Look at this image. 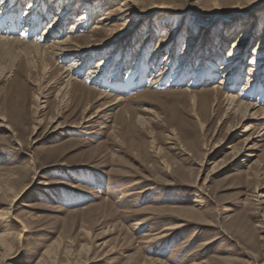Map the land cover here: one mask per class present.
I'll use <instances>...</instances> for the list:
<instances>
[{
    "label": "rangeland",
    "instance_id": "obj_1",
    "mask_svg": "<svg viewBox=\"0 0 264 264\" xmlns=\"http://www.w3.org/2000/svg\"><path fill=\"white\" fill-rule=\"evenodd\" d=\"M22 1L0 0V29L23 36L38 21L32 42L62 5L48 14L53 0ZM158 1L144 0L124 25L114 18L118 0L103 3L80 32L65 34L86 42L101 14L112 17L95 38L114 42L79 76L72 70L87 81L100 62L102 76L86 82L89 90L78 83L59 91L70 59L57 66L48 57L46 70L39 61L31 70L15 46L0 56V116L9 126L0 127V264L44 257L48 264H264L263 120L242 122L225 100L232 91L264 109V62L253 82L247 75L251 60L263 57L264 0H174V12L144 14ZM235 1L252 7L243 16L225 13ZM245 28L250 33L233 49ZM190 29L198 37L183 57ZM163 37L172 41L155 52ZM102 90L125 99L81 124L88 100L89 115L113 99L96 102Z\"/></svg>",
    "mask_w": 264,
    "mask_h": 264
},
{
    "label": "bare ground",
    "instance_id": "obj_2",
    "mask_svg": "<svg viewBox=\"0 0 264 264\" xmlns=\"http://www.w3.org/2000/svg\"><path fill=\"white\" fill-rule=\"evenodd\" d=\"M93 1L96 2L97 5H99L98 8L95 7V9H94V7H92V2ZM143 1L144 0H118V3L116 5V7L114 8V10L116 11L114 13L115 14L114 18L116 17L117 19L116 18L115 19L118 22L119 21L122 22L121 23L122 25H124L127 22H130V20L135 19L142 12V10L139 8V6H140V4ZM21 2L23 3L22 0L21 1L19 0V4ZM103 3H105L104 5L114 4V0H53L52 3H50V6L48 5V9H49L48 14H51V12L54 11V8L57 7L58 5L61 4L62 6L55 13V15H54V17L52 19V22L48 23L46 25L47 28L43 31V34L40 37H38L37 39H33L32 42L29 41V39H30L29 37H31L33 32H35V30L37 29L38 21L37 22L34 21V23L30 22L31 28L33 27V30L30 31L31 33L26 32V34L23 35V36H21L20 34L18 36H14L17 33L13 34V33H11V31L9 29H3V28L0 29V56L11 55L9 53V50L12 49L13 46H15L19 50V53L23 54L25 56L26 65L31 70L36 67V63H38V61L41 63V66H42L43 70H46L47 69L46 68L47 67V63L45 62V60L48 57L50 59H53L54 60L53 62H55V64L57 66L58 65L62 66L63 65L62 63L65 62L66 59H70V62L68 63V66H66V67L63 66L62 67L63 70H62L61 77H62L63 84H62V86H60L59 91L68 90V89H70L73 86H77L78 87L79 84H81V86H83L85 89L89 90L88 88H92V87L86 86V82L89 81L90 78L94 79V78L102 76V73H101V71L99 69V67L102 66V65H100V62L98 61L94 66H92V67H90L88 69L89 71H87V74H88L87 81H86L85 77H84V79H85L84 81L83 80H78V78H76V76H73L72 70L74 71V68H75L77 70V73H78V76H79L81 74V71L84 70V67L86 65H90V63H91V59L90 58H94L95 57L97 59H100L102 57V55L104 54V52L107 50V48H109V45H111L112 42H114L113 39H111L110 35L107 36V37L104 36V38H99V39L95 38V35L99 34L100 31H103L102 30L103 25H105V26H109L110 25V23L112 22V20H111L112 17L108 16L109 13H107L106 15L101 14L98 17V19H97V25H95L92 28L93 29V33H89V35L83 37L84 41L87 40L86 42L79 43L78 41H76V39L73 36H71V35L65 36V34L66 33H68V34L74 33L75 31H79L80 32L81 24L82 23H85V24L87 23L88 24V17H89L90 14L91 15L93 14L91 12L92 11L93 12L94 11L100 12V10H102V4ZM157 3L158 4H153V5L148 6L147 9H146L148 11H146L144 14H149V12H151L153 10H156V9L168 10L170 12H174L176 10V6H174V3H175L174 0H160ZM36 4H37V2H36ZM76 4L78 5L77 8L83 9L81 11V13H79L77 11V9L75 8ZM30 6H32V5H30ZM212 6L213 7H217L215 2H213ZM234 6L237 7V8H234V9H232L230 11H226L225 13H230L231 15L242 14V16H243V14L246 13L247 9H250V7H252V4L248 5L245 8H240L239 3L237 1H235L234 2ZM5 11H6V9H5ZM74 12L75 13L76 12L79 13L77 15V19L71 23V25H72L71 26V30H68V32L64 31V26H65L64 23H66V21L70 20L71 16L75 14ZM25 13H26V11H25ZM29 13H30V11H29ZM13 15H15V14H13ZM15 16H17V15H15ZM29 21H31V20H29ZM16 22H17V20H16ZM4 24H5V21H4ZM15 28L17 29V27H15ZM18 28H20V27H18ZM28 28H30V27H28ZM198 28H199V26H198ZM104 30H105V32L108 31V34H111V33L115 32V28H113V29L112 28H107V29H104ZM196 30H197V28H196ZM201 31H202V29H200V33H201ZM127 32H123V33L120 32V33H116V34L114 33L115 34V39L116 40H121L122 38H127L130 35L129 32L128 33ZM196 33H197L196 31H193L192 29H190V31H189V33L187 35L188 36L187 37V41H186L187 43L185 44L186 47L183 50V54H182L183 57H188V55H189V50L188 49H189L190 43L195 41L197 39V37H198V36H196ZM248 33H250L249 30H247L246 28L243 29L242 33L240 32L239 35H238L239 36L238 40H236L235 43L231 47L234 49L239 44V42L242 41V39L244 37L246 38ZM50 38L52 40H49ZM171 41H172V39L168 40L165 37L161 38L159 40L158 45L155 48L156 49L155 52H157L158 50L162 51V49H164V47H166L167 43H169ZM161 43H163V45ZM114 49H115L114 47L111 48L112 51ZM260 53L263 56V57L258 59V62H260V63L257 64L255 62L257 60H255V61L251 60L249 68L247 69L248 70L247 71L248 72L247 75L249 77L248 79H249V81L252 80L251 82H253L255 80L254 79L255 78V74H256V69L255 68L259 64L264 62V49ZM111 54H114V53L111 52ZM110 59H112V58H107L103 62H105V61L107 62ZM234 59L238 60V58H234ZM235 60L231 61V63L230 62L229 63H225L224 66L220 67L221 70L222 69H224V70L228 69L230 65L234 66L235 65L234 62H236ZM75 65H76V67H74ZM11 66H12V64L10 63L3 70H6V73H8V72L11 71ZM262 66L264 67V63H263ZM1 68L2 67L0 66V70H1ZM225 74H226V72H225ZM114 77H116V76H114ZM236 79H237V75H236ZM222 83H224L223 77L220 79L219 83L212 84V86L210 87V90L212 92H214V93H217L219 91V89L222 88L221 87ZM247 84H249V83L247 82L245 85H247ZM187 90H189V89H187ZM94 92H96V91H93V93ZM97 92L98 93H97V97H96V100H95L96 102L100 101L102 99H110V98L112 99V97L114 96L113 93L110 94V93L105 92L103 90L102 91H97ZM238 97L239 96H237L232 91H228L226 93L225 100L227 102V110L230 109L228 112L232 111L233 113L239 114L241 116V121L242 122L253 121V120L254 121L255 120H263V126L261 127V130L258 132L257 137H263L264 138V109H261V107H259V105H257L254 102H249L250 100L248 102H246L245 100L244 101L243 100H239ZM124 99H125L124 97L114 96L113 99L108 104H105V105L103 104L102 106L97 107L95 112L92 113V114H89V115H88V110L91 109L92 102L88 100V102L85 103L86 106H85V109H84V112H85L86 115L82 118V121L80 123L81 124L88 123V122L90 123V122H92V120L95 117L105 118L104 116H107L108 113H110L109 111L112 110L114 107H116L117 104H120L121 101H124ZM41 102H43V101H41ZM119 106L121 107V105H119ZM43 107L44 106H39L38 105L39 109H42ZM128 114H129V111H128ZM123 115L121 114L122 117H123ZM2 121H5V118L0 116V127L8 129L9 126L4 124ZM39 121L40 120H38V122ZM137 121L141 122V123H145V119L141 118V117H137ZM252 123L247 124L245 126V128L241 132L245 133V132L249 131L253 127ZM252 139H253V137H251L249 135L247 137V139L245 140V144L248 145V143H250ZM249 146H251V145H249ZM249 148L250 147H248L247 149L249 150ZM247 156L251 157L253 155L247 154ZM16 198H18V196H16L14 199L11 200L12 203L14 202V200H16ZM12 219L16 220L14 217H12ZM48 255H49V253H48ZM40 263L41 264H48L47 258H45V257L42 258L40 260ZM158 264H161V263H158Z\"/></svg>",
    "mask_w": 264,
    "mask_h": 264
}]
</instances>
